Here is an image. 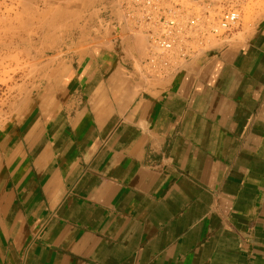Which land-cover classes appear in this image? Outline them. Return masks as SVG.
<instances>
[{
  "label": "crops",
  "instance_id": "crops-1",
  "mask_svg": "<svg viewBox=\"0 0 264 264\" xmlns=\"http://www.w3.org/2000/svg\"><path fill=\"white\" fill-rule=\"evenodd\" d=\"M229 36L162 76L79 54L0 141V264H264V15Z\"/></svg>",
  "mask_w": 264,
  "mask_h": 264
},
{
  "label": "rangeland",
  "instance_id": "rangeland-1",
  "mask_svg": "<svg viewBox=\"0 0 264 264\" xmlns=\"http://www.w3.org/2000/svg\"><path fill=\"white\" fill-rule=\"evenodd\" d=\"M50 1L0 0V141L16 127L23 136L22 125L61 102L67 68L76 67L78 55L88 48L122 50L136 63L144 56L137 51L146 45L141 33L134 34L132 41L124 34L122 40L116 38L113 18L118 14L113 0ZM241 4L240 23L230 34L240 28L249 30L264 15V0ZM229 35L217 46L240 38ZM0 167L3 178L1 155Z\"/></svg>",
  "mask_w": 264,
  "mask_h": 264
},
{
  "label": "built area",
  "instance_id": "built-area-1",
  "mask_svg": "<svg viewBox=\"0 0 264 264\" xmlns=\"http://www.w3.org/2000/svg\"><path fill=\"white\" fill-rule=\"evenodd\" d=\"M242 1L113 0L114 33L119 40L142 33L147 45L141 63L151 75H163L223 42L240 23Z\"/></svg>",
  "mask_w": 264,
  "mask_h": 264
},
{
  "label": "bare ground",
  "instance_id": "bare-ground-1",
  "mask_svg": "<svg viewBox=\"0 0 264 264\" xmlns=\"http://www.w3.org/2000/svg\"><path fill=\"white\" fill-rule=\"evenodd\" d=\"M50 1V0H49ZM51 2V1H50ZM47 5V4H46ZM55 7H57V6H55ZM54 8V7H53ZM63 9V8H62ZM69 9V8H68ZM36 11H37V9H36ZM53 13V12H52ZM66 13V12H65ZM134 34H140V32L139 31H134V33H132V34H129V35H126V34H124V36H126V37H131V38H135L134 37ZM142 34V33H141ZM140 34V35H141ZM143 35V34H142ZM144 36V35H143ZM144 38H145V41H146V37L144 36ZM139 43V42H138ZM137 43V45H139ZM214 44V43H213ZM146 45H147V41H146ZM146 45H145V47L142 49V50H138L139 52L141 51V52H144L145 53V49H146ZM144 55V54H143ZM144 57V56H143ZM140 62H141V59L139 60ZM143 67V66H142ZM153 75H157V76H162V75H159V74H155V73H153Z\"/></svg>",
  "mask_w": 264,
  "mask_h": 264
}]
</instances>
